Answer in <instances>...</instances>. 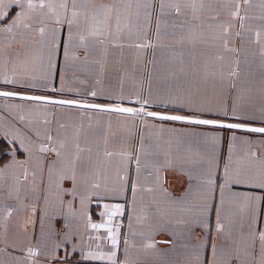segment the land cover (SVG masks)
<instances>
[{"label":"crops","instance_id":"1","mask_svg":"<svg viewBox=\"0 0 264 264\" xmlns=\"http://www.w3.org/2000/svg\"><path fill=\"white\" fill-rule=\"evenodd\" d=\"M0 89L264 126V0H0ZM0 264H264V134L0 97Z\"/></svg>","mask_w":264,"mask_h":264},{"label":"water","instance_id":"2","mask_svg":"<svg viewBox=\"0 0 264 264\" xmlns=\"http://www.w3.org/2000/svg\"><path fill=\"white\" fill-rule=\"evenodd\" d=\"M4 93H10V95H4ZM0 97L14 98V99H19V100L34 101V102H42V103H48V104H53V105L70 106V107H76V108H85V109H92V110H99V111H106V112H113V113H121V114H133L135 111L130 106H124V105L118 106V105H113V104H108V103H99L95 101H84L80 99L62 98V97H55V96H49V95H38V94L10 91V90H4V89H0ZM118 108L132 109V112L129 113V112H120V111L113 110V109H118ZM135 113L139 115L141 118H154V119L175 121V122L195 124V125H201V126L217 127V128H223V129H229V130H238V131L264 134V131H257V129H264V126L255 125V124L202 118V117H197V116L176 114V113L149 110V109H145L143 111L137 110L135 111ZM150 113L151 115H149ZM171 117H181L182 119H171ZM198 120H210V121H213L214 123L213 124H201V123L193 122V121H198ZM228 125H239V127H229Z\"/></svg>","mask_w":264,"mask_h":264},{"label":"built area","instance_id":"3","mask_svg":"<svg viewBox=\"0 0 264 264\" xmlns=\"http://www.w3.org/2000/svg\"><path fill=\"white\" fill-rule=\"evenodd\" d=\"M89 98H93V94H89L88 96ZM81 100L86 101V99L82 98ZM108 104H113V105H118V106H122L119 103H108ZM133 106L132 107L135 111H143L145 110V105L143 100H139V101H133ZM138 118L141 119V117L138 115ZM134 166H137L136 164ZM99 204L101 205L102 202H99ZM126 209H127V203H124L122 205L121 208H118V215H116L110 222L108 225V230H109V234L110 237L112 239H118V240H126L125 237V213H126Z\"/></svg>","mask_w":264,"mask_h":264},{"label":"snow or ice","instance_id":"4","mask_svg":"<svg viewBox=\"0 0 264 264\" xmlns=\"http://www.w3.org/2000/svg\"><path fill=\"white\" fill-rule=\"evenodd\" d=\"M31 6V5H29ZM4 95H10V93H4ZM114 111H120V112H132V109H128V108H118V109H113ZM151 115V113L149 114ZM171 119H182L181 117H171ZM195 123H201V124H213V121L210 120H198V121H193ZM229 127H239V125H228ZM257 131H264V129H257ZM93 227H96L95 225H93Z\"/></svg>","mask_w":264,"mask_h":264}]
</instances>
